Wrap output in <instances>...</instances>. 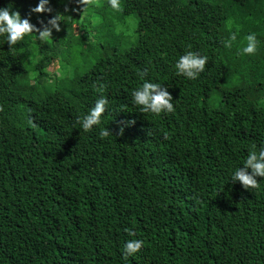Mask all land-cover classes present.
Instances as JSON below:
<instances>
[{
    "label": "trees",
    "instance_id": "obj_1",
    "mask_svg": "<svg viewBox=\"0 0 264 264\" xmlns=\"http://www.w3.org/2000/svg\"><path fill=\"white\" fill-rule=\"evenodd\" d=\"M37 2L0 0L37 28L71 18L47 41L0 44V264H264V178L253 190L228 179L264 145V0H49L51 12H31ZM249 32L257 52L238 54ZM186 50L208 57L195 80L174 70ZM141 70L173 112L131 103ZM100 95V125L80 131Z\"/></svg>",
    "mask_w": 264,
    "mask_h": 264
},
{
    "label": "clouds",
    "instance_id": "obj_2",
    "mask_svg": "<svg viewBox=\"0 0 264 264\" xmlns=\"http://www.w3.org/2000/svg\"><path fill=\"white\" fill-rule=\"evenodd\" d=\"M82 8L91 7V0H76ZM109 6L119 11L121 8L119 0H107ZM31 12H51L49 0H38ZM87 15V13H85ZM70 17L56 12L55 15L48 18L47 22H41L40 27L32 24L27 16L22 17L20 12L12 9V7L0 6V44L7 42L9 49L23 41L24 38L35 33V39L47 41L51 39L52 31L60 30V22L68 23ZM234 38V37H233ZM243 44L237 51L242 55H253L257 52L258 38L255 33L249 32L245 34ZM225 46H230V42H226ZM208 57L198 51L186 50L174 61V70L176 74L185 77L188 80L197 79L202 72L205 71V65ZM146 70L139 73L141 83L139 86L131 90V103L139 108L141 113H150L154 116L167 114L174 111L173 98L171 94L161 86L160 82H153L151 79L145 78ZM102 87V86H101ZM108 99L104 95L98 96L93 105L82 116H77L76 124L80 131L90 132L94 127H98L101 123L102 114L105 112ZM30 119V118H29ZM126 123L131 124L129 120ZM76 128V127H75ZM111 132L105 127L99 132L101 137H107ZM112 135V134H111ZM167 138V133H162ZM232 169L228 179L233 182L238 181L241 186L248 190L258 189L259 183L257 177L264 178V145L257 146L253 144L242 163ZM129 237L135 235L133 229L126 230ZM144 245L142 239H127L123 242L121 248L122 260H127L138 253Z\"/></svg>",
    "mask_w": 264,
    "mask_h": 264
},
{
    "label": "rangeland",
    "instance_id": "obj_3",
    "mask_svg": "<svg viewBox=\"0 0 264 264\" xmlns=\"http://www.w3.org/2000/svg\"><path fill=\"white\" fill-rule=\"evenodd\" d=\"M127 23H128V30L126 29L127 33H132L134 31L135 28V16H130L127 19ZM121 28V27H120ZM75 31L77 32V27H75ZM59 68L60 65L58 63V61H53V63L48 67V70L52 73H57L59 72Z\"/></svg>",
    "mask_w": 264,
    "mask_h": 264
}]
</instances>
